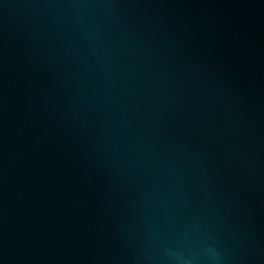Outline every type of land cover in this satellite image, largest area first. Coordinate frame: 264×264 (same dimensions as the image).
Segmentation results:
<instances>
[{"label":"water","instance_id":"1","mask_svg":"<svg viewBox=\"0 0 264 264\" xmlns=\"http://www.w3.org/2000/svg\"><path fill=\"white\" fill-rule=\"evenodd\" d=\"M0 264H264V0H0Z\"/></svg>","mask_w":264,"mask_h":264}]
</instances>
